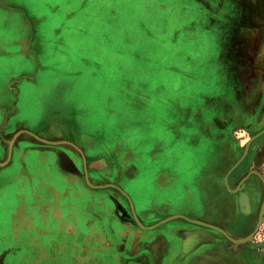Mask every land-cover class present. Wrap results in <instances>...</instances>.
I'll list each match as a JSON object with an SVG mask.
<instances>
[{"label":"rangeland","instance_id":"obj_1","mask_svg":"<svg viewBox=\"0 0 264 264\" xmlns=\"http://www.w3.org/2000/svg\"><path fill=\"white\" fill-rule=\"evenodd\" d=\"M86 1L0 0V46L3 47L0 103L9 100L6 94L13 80L14 88L21 84L18 103L21 111L22 107H35L57 116L65 107V115L68 112L70 118L73 113L76 118V109L91 112L97 104L103 107L111 104L116 114L115 148L91 156L88 152L74 151L80 157H92L90 165L87 161L84 166L83 160V166L79 164V176L90 190L99 189L93 190L98 192L97 196L109 193L116 201L126 203L133 214L130 216L134 218L136 214L144 227L157 228L160 223H167L161 228L172 226L179 233L181 243L187 239L186 246L197 232L210 234L214 242L206 243L212 247L207 245L186 258H178L176 243L156 232H144L135 223L127 225L126 235L117 233L113 227L111 231L89 230L85 223L93 221L85 218L84 226L76 227L79 214L74 204L78 201L69 198L62 200L67 215L63 220L65 231L60 232L65 234L59 240L58 232L51 231L58 222L47 214L46 208H28L26 217L13 219L24 202L31 205L36 200L34 192L26 187V174L22 176L21 163L15 157L10 166L0 167V264H264V19L253 21L257 10L247 0H240L242 9L232 5L226 8L225 5L236 0H204L216 15L205 24L210 33L191 26L192 19L202 18L204 14L195 0H89L90 13L87 7L80 6ZM191 7L194 10L188 11ZM32 35L36 39L29 41L27 49L37 48V42L42 39L40 43L46 45V51L40 45L33 55L23 56L20 47H25L28 41L25 37ZM216 45L221 48L220 57L216 55ZM17 52L20 54L16 55ZM68 64L83 65L84 70L88 67L98 73H102L99 67L104 70L113 66L115 75L107 80L114 84L109 89L101 80L80 79L74 72L76 66ZM64 68H71L70 74L65 75ZM85 87L94 101L77 96L78 89ZM201 95L203 101L194 104ZM149 96L153 101L150 105L144 103ZM210 109L217 110V114L207 115ZM190 112L194 118H188ZM4 114L0 160L9 158L10 144L19 134L18 128L25 126V120L18 119L16 111L8 110ZM78 121L73 128L81 132ZM104 122L96 119L93 129H101ZM11 123L19 126L11 130ZM169 126L179 127L180 143L207 145L215 140L223 143L227 150L221 153L226 154V160L237 159L236 167L226 173L228 168L222 169L219 163L214 166L212 148L206 165L199 159L205 157V150L169 151L166 143L176 135L169 132ZM122 138L131 152L124 149ZM151 139L155 141L150 144ZM156 142H162L157 150ZM64 153L70 157L71 152ZM221 153L217 151L216 155ZM171 155V164L156 168L155 158L161 163ZM41 156V153H29L24 162L28 166L37 164ZM132 161H136L141 174L139 184L131 185L130 191L140 199L141 212L148 215L143 220L135 213L136 203L123 186L124 179L137 174L136 167L130 165ZM187 162L192 166L188 175L183 169ZM203 169L208 170L201 174ZM212 171L217 172L215 180L220 184L216 198L226 191L221 199L223 213L213 208L205 212L200 207L201 196L205 198V206L209 202L210 194L202 189ZM51 180L52 187L65 189L63 176L53 174ZM53 190L36 189L44 195ZM20 194L25 200L18 198ZM241 194L257 197L260 212L255 230L246 237L234 229L240 222L250 223L240 219L241 215L250 216L252 211L251 207L249 211L246 206L241 208ZM99 223L104 227L103 220ZM204 224L220 228L236 240L250 236L252 239L234 244L222 232ZM201 241L197 237L195 246Z\"/></svg>","mask_w":264,"mask_h":264},{"label":"crops","instance_id":"obj_2","mask_svg":"<svg viewBox=\"0 0 264 264\" xmlns=\"http://www.w3.org/2000/svg\"><path fill=\"white\" fill-rule=\"evenodd\" d=\"M89 1V0H87ZM87 1L84 3H81L80 6H85V8L87 7ZM71 4H73V2H69ZM195 3L200 5V9L204 12V14L201 17H197V19H192L191 21V26L196 28H199L201 31L203 32H212L209 31V29H206L205 24L206 23H210L211 20L216 17V15L214 14L213 10L210 8V5L207 1L204 0H195ZM92 5H90L89 7H87L89 13L92 12V10H90L92 7ZM191 9V10H190ZM190 9H188V11H193L194 8L191 7ZM79 11V10H78ZM72 18V16H71ZM218 34H215V37ZM28 41L25 47H20L22 52L21 54L24 55H30L32 53H36V50L40 49L42 45L41 50L43 49V52H45L46 50H44L46 48V45L41 44L42 39L41 37H39L41 39V41L37 42V48L32 49V50H28L27 46L29 45L30 42H33L36 37L35 35H32L31 38H27L25 37ZM22 39V38H21ZM30 41V42H29ZM41 42V43H40ZM49 42V41H47ZM216 43V41H215ZM20 44V42H19ZM222 46V45H221ZM217 49H216V55L218 57H220L221 55V48L216 45ZM31 48V46H30ZM50 49V48H49ZM0 50H3V47L0 46ZM51 50V49H50ZM20 54L19 52H17L16 55ZM33 55V54H32ZM69 65H75L76 69L74 70L75 75L80 77V79L82 77H86L87 80L89 79H94V80H101L102 83L106 82V86L110 89V87L113 86V81H111L112 83H108L109 80H107V78H111L110 75H115V68L113 66H106L103 70V68L99 67V69L102 71V73H98L95 71V69L90 70L88 69V67L84 70L83 65H78V64H68ZM71 68H64V73L66 74H70V72H68ZM73 70V69H72ZM104 71V73H103ZM13 80L10 83V85L8 87H10V90L8 92V94H6V98H8L9 100L7 101V103L5 102H1L0 103V134L3 132L1 130V126L3 125V122L5 120V112H7L8 110L16 111L17 116L19 117L18 119L21 120H25V126H21L18 128V133H23L22 138L21 139H16V141H14L13 144H15L14 148H12V156L9 160L5 159V160H0V163H5L7 162V164L5 166L2 167L6 168L8 166H10L12 163H14V159L16 157L17 159V163H21L20 167H22V176L24 174H26V187H28L29 190H32L34 193L33 195H36V200L34 201L33 204H28V202H24L22 204V206H20L19 208H17L18 210H16L17 215L13 214V219L15 220V218H21L22 217H26V212L28 210V208H33V207H39L41 209L44 210V208H46L47 210V214H49L51 217H54L53 219L55 221H57L58 223L55 224L56 226L51 229V231L56 230L58 233V239L60 240L63 235L65 234H61V229L63 231H65V227L64 225H66V223L63 222V220H65V216L67 215L66 213V206L65 203L62 202V200H66L67 198L69 199H76L78 201V203L74 204V207H76V213L78 212V216L76 215V217H78L79 222L78 224L75 223L76 227H80V225L84 226L82 219L85 218L87 220H92V223H88L86 222V228H88L89 230H102V229H106L105 227H102V225H100L101 223H99V220H103L105 222H109V225H115L116 228L115 230H118L117 233H124V235H126L125 233L128 231L126 230V227H128L127 225H132L134 224L133 222L126 220V219H122L118 214H117V204L116 201L114 199H112V197H110L109 193H106L105 195L102 196H97L95 192L96 190L99 189H93L90 190L88 185L86 184V182L82 179L81 176H79L78 174L75 173H70L67 172L65 170H63L60 167L59 164V152H71L70 154V159L74 162V164L76 165V167H79V164L82 163L83 160V165L86 166V162L88 161V165H90L89 160L92 159L91 156L94 152H98V151H112L115 148V143H114V138L113 136L116 133V130L114 128V121L116 118V114L114 113V111L112 110V105L110 104L108 107H103L102 105H96V107L90 112H82V111H78V109H76L74 111V114L76 116V118L73 115V113L71 114L70 118L67 117L68 112L65 113L63 112L65 110V107H62L60 109V111L57 112V116L56 115H52V112L49 113H45L40 109H37L35 107H22V111L21 108L18 107V103L21 100V89H19V86L21 85H17L16 88H14L13 85ZM35 82H31L32 85H34ZM35 86V85H34ZM87 89L81 88L78 89L79 96H84L86 98H90V97H94L93 95H91L89 88L85 87ZM34 90V88H33ZM112 90V89H111ZM203 95L200 96V98L197 99V101L194 102L195 103H201L203 101L202 98ZM3 96L0 95V99ZM76 98V97H75ZM98 98V97H97ZM92 99V98H90ZM38 96L36 95V101H38ZM45 100V99H43ZM93 100V99H92ZM94 101V100H93ZM153 101L151 100V96L146 97V100L144 101L145 104L148 103V105H150ZM44 103V101H43ZM42 103V104H43ZM99 103V102H97ZM7 104V105H6ZM6 106H8L6 108ZM77 107V106H76ZM9 108V109H8ZM7 110V111H6ZM217 110L215 109H210L207 115H213L215 114ZM21 112V113H20ZM78 112H80V117H78ZM153 112V110H152ZM37 114H41L37 119H33V117H37ZM85 114V115H84ZM202 114V113H201ZM188 118H194L191 117V112L188 114ZM69 116V114H68ZM204 116V114H202V117ZM101 118V120H105L103 126L101 127V129L98 130H94L93 129V125L96 119ZM78 119H80L81 121V125L80 127L83 129V131L78 132L76 131V129L73 128V125L76 123H78ZM28 120H33L30 121V123H28ZM57 120V122H56ZM73 120V122H72ZM76 120V121H75ZM21 123H23V121H21ZM33 123V124H32ZM54 124H57L58 126H55ZM74 125V126H75ZM19 126V123L12 124L10 126V129L13 130L16 127ZM17 130V129H16ZM20 131V132H19ZM171 131V133L175 132L176 135L173 137L172 140H170V142L166 143L168 146L166 147L169 151H174L175 149L180 150V151H184L185 149L193 150L196 149V151H204L207 150L210 146H206V145H198V144H192L190 142H179V137H180V129L179 127H173V126H169V132ZM44 139L46 141L49 142H53V143H57V145H49L46 143H43L41 141H39L37 138H35L33 135ZM141 135H144L143 132L140 133ZM14 135V134H13ZM129 141H131V139L129 138ZM151 142H149L150 144L152 142H154V139L150 140ZM147 143V142H146ZM162 143V142H160ZM160 143L155 144V149H159L157 147V145H159ZM122 144L124 146L125 150H128L131 152V150L129 148L126 147L127 145V141L124 140L122 138ZM181 146V147H180ZM223 148H212V153L216 152V151H221ZM2 144L0 143V156L2 155ZM84 151L83 153L85 154V152L89 153V156H87V159L84 157V155H78L77 153H75L74 151ZM146 150V149H145ZM224 151H226L227 149H223ZM222 150V151H223ZM32 152H36V153H41L43 156H41L40 158L42 160H38L39 162L37 164H32L30 166H28L26 164V162H24L25 160V156H27L29 153ZM82 153V154H83ZM49 154L52 155L53 158H50ZM88 155V154H87ZM131 156V155H130ZM173 155H171L170 157L168 156V158H166L165 160H163L161 163L156 160L155 158V166L156 168L158 166L162 167V166H167L169 164H171L170 161H172L169 158H172ZM48 158H50L48 160ZM148 159V158H147ZM200 160H202L205 165H206V159L203 158H199ZM182 160V159H181ZM188 160V159H187ZM93 161V160H92ZM107 161V159H106ZM193 160H191L192 162ZM236 159H228L225 160V162H221L219 163V166H221L222 169H229L230 167H235L236 166ZM46 162V163H45ZM141 162V161H138ZM202 162V163H203ZM48 163V164H47ZM61 163L64 166H68L67 161L64 159V157H62L61 159ZM190 162H187V166L185 168H183L186 172L185 174L188 175L189 172V168H191L192 166H190L189 164ZM218 164V163H217ZM48 165V166H47ZM81 164V166H83ZM130 165H133L134 167H136V175H133V177H130L128 179H124V183L123 186L125 188V192L129 195V198L132 199L134 198L135 201L137 202L136 204L138 205L136 208L137 209V214H139V212H141L142 209V204L139 203V198L136 197V195L134 193L131 194L130 192V187L131 185H137L139 184L138 181V177L141 174L140 168L137 165L136 161H132L130 162ZM204 165V166H205ZM216 165V164H215ZM80 166V167H81ZM183 167V165H182ZM1 169V168H0ZM35 170L34 172H31V170ZM227 169V170H228ZM206 170L208 169H203L200 173L203 174L204 172H206ZM31 172V174L29 173ZM215 172L216 171H212L210 175V173H208L209 175V179L208 182L206 183V186L202 189L203 191H206L210 194V199L208 204L205 206V198L201 196V200H200V207L205 209V212H211L210 208H213V210L215 209L218 212H225V208L222 207L221 203H224V201H221V199L223 198L224 195H226L225 192L224 195L220 194L219 197H217L219 199V201H217L216 199V190L219 189L220 184H218L215 180ZM58 174L59 176H63L64 180L62 181L64 184L65 189L63 191L58 190L54 187H52L50 180H51V176H53V174L56 176V174ZM217 173V172H216ZM53 180V179H52ZM51 180V181H52ZM83 186H86L83 187ZM42 188V187H47V188H53V191L47 192V195H44L41 191H36V189L38 188ZM88 187V188H87ZM127 188V190H126ZM86 189V190H85ZM128 191V192H127ZM46 194V193H45ZM18 198L25 200V196L23 194L18 195ZM216 198V199H215ZM119 204L124 208V206L119 202ZM126 210V209H125ZM172 210L175 212V207H172ZM230 211H232L231 209H229V213ZM127 212V211H126ZM15 213V211H14ZM128 213V212H127ZM227 213V214H229ZM40 214V213H39ZM233 214V213H232ZM231 214V215H232ZM29 217V216H27ZM238 217V215H237ZM19 218V219H20ZM32 219H34V217H31ZM33 223V222H32ZM63 224V226H61ZM164 224L167 223H160L157 228H153V229H142L144 230V232L147 233H152V232H156L157 234H159V232L161 233V235H163L165 237V239H171L173 241L176 240V245L178 246V253H176L177 257H183L186 258L190 255H192L193 253L197 252L198 250H200V248L203 247H207V245H211L212 244H206V242H202L197 244L195 247V241L187 244L188 246H186L185 242L181 243L180 239H176V237H173L171 234L174 231L172 226L167 227V228H161ZM34 225V223H33ZM78 225V226H77ZM250 223L247 222H240V225L238 227H234V229L240 233V235L243 236H247L248 229L250 227ZM74 226V225H73ZM63 227V228H61ZM67 227V226H66ZM32 228H35V226H33ZM244 229L246 231H244ZM122 235V236H124ZM121 237V236H120ZM179 240V241H178ZM97 241V240H95ZM169 241V240H168Z\"/></svg>","mask_w":264,"mask_h":264},{"label":"flooded vegetation","instance_id":"obj_3","mask_svg":"<svg viewBox=\"0 0 264 264\" xmlns=\"http://www.w3.org/2000/svg\"><path fill=\"white\" fill-rule=\"evenodd\" d=\"M248 1V3H249V5L250 6H252V7H254L255 8V10H257V11H255L254 12V14H253V21H258L259 19H264V0H247ZM234 3H232V1L228 4V5H225L226 6V8L227 7H229V6H233L234 8H241L242 9V6H240L241 5V3H243V1H241V3H240V0H236V1H233ZM243 11H244V9L242 10V11H240V13H243ZM257 14H260V15H258L257 16ZM252 23V22H251ZM261 23H263V22H261ZM215 114H217V112L215 113ZM215 116V115H214ZM206 146H210L207 150H205L206 152H207V154L205 155V159L208 157V156H211L212 154H211V152H208L209 150H210V148H223V149H226L227 147L223 144V143H221V142H217L216 140H215V142H213V143H210V144H207ZM222 149V150H223ZM222 150L221 151H219L220 153L222 152ZM224 151V150H223ZM217 152V151H216ZM216 152H213V155L215 156V164H217V163H221V162H225V160H226V158H225V153H221V154H218V155H216ZM218 156V157H217ZM237 160V159H236ZM237 162V161H236ZM214 166H216V165H214ZM213 166V167H214ZM242 166V165H241ZM240 166V167H241ZM229 169H231V167L229 168ZM229 169L226 171V173L229 171ZM225 173V174H226ZM236 173V172H235ZM223 176H225V175H223ZM235 174L234 175H232V177L230 178V182H231V185H233V183H234V180H235ZM224 179V178H223ZM126 190H127V188H126ZM128 192V191H127ZM131 192V191H130ZM226 192V191H225ZM131 194H132V192H131ZM110 197H112V199H114V200H116L115 199V197L114 196H111L110 195ZM249 199H250V207H251V215L250 216H248V217H244V216H242L241 215V220H247V221H250V227H249V229H248V231H246V232H248V234L247 235H249L250 233H252L254 230H255V228H256V225H257V222H258V219H259V216H260V212H259V210H257V206H258V198L257 197H253L252 195H250L249 196ZM133 202H135V203H137L136 201H134L135 199L134 198H132L131 199ZM123 206H124V208L126 209V211L128 212V214L129 215H133L132 214V211H131V209L128 207V205L126 204V203H121ZM135 206L137 207L138 205L137 204H135ZM136 212H137V209H136ZM228 213V212H227ZM138 216L143 220V219H145L146 218V216H148L147 214L145 215V214H143V212H139V214H138ZM147 220V219H146ZM238 220H239V218H238ZM106 226V227H105ZM104 227L106 228V230L107 231H111L112 230V227L113 228H116V226L115 225H112V226H110L109 225V222L107 223V222H105L104 221ZM173 234V233H172ZM171 234V235H172ZM157 235H160V236H162V237H164L163 235H161V233L159 232V234H157ZM177 235H179V233H177L176 232V230H174V235H172L173 237H176V239L178 238V236ZM179 239V238H178ZM187 240V239H186ZM186 240H184V242L186 241ZM169 241H171V242H173V243H175V241H173V240H171V239H169ZM218 242V241H217Z\"/></svg>","mask_w":264,"mask_h":264},{"label":"water","instance_id":"obj_4","mask_svg":"<svg viewBox=\"0 0 264 264\" xmlns=\"http://www.w3.org/2000/svg\"><path fill=\"white\" fill-rule=\"evenodd\" d=\"M21 133V132H20ZM19 133V134H20ZM19 134H17L15 137H14V139H13V141L11 142V144H10V152H9V160H10V158H11V156H12V146H13V143H14V141L16 140V138H17V136L19 135ZM33 135V134H32ZM35 138H37L39 141H41V142H43V143H46V144H49V145H57V143H53V142H49V141H46V140H44V139H41V138H39V137H37V136H35V135H33ZM62 157H65L66 158V160H68V163H70V165L71 166H73V168H75V170H71V169H69L68 167H66V166H64L62 163H61V159H62ZM7 164V162H5V163H0V167H2V166H5ZM59 164H60V167L63 169V170H65V171H67V172H70V173H75V174H78L79 173V170H78V168L76 167V165L74 164V162L70 159V157L67 155V154H65L64 152H59ZM236 167V166H235ZM77 169V170H76ZM85 178H86V181H87V183L90 185V181H89V178H88V174H87V171H86V173H85ZM92 186V185H91ZM247 198V200H248V202H249V198H248V196L247 195H245V194H241V196H240V200H239V202H240V206H241V208H243L244 207V204H243V198ZM116 201V200H115ZM116 204H117V209L119 208V206H121V205H119V202L118 201H116ZM249 204H250V202H249ZM121 208L123 209V207L121 206ZM124 210V212L126 213V215L128 216V220L129 221H131V222H133V223H135V224H137V225H139L140 227H142L143 229H153L154 227H144L141 223H140V221L138 220V218L136 217V214H134V218H132L127 212H126V210L125 209H123ZM247 212V211H246ZM118 214V213H117ZM134 219V220H133ZM166 222V221H165ZM194 222H196V221H194ZM205 226H208L209 228H213V229H215V230H218V231H220V232H222L224 235H225V237L228 239V240H230L232 243H234V244H243V243H246V242H248V241H250L251 239H252V236H250V237H248V238H246V239H241V240H236V239H233V238H231V237H229L225 232H223L220 228H217V227H215V226H211V225H208V224H204ZM193 236H196V237H198V238H201V239H204L203 241H201L200 243H202V242H206V243H209V242H214V238L210 235V234H208V233H206V232H197V233H195ZM210 237V238H208V237ZM210 239H211V241H210Z\"/></svg>","mask_w":264,"mask_h":264},{"label":"bare ground","instance_id":"obj_5","mask_svg":"<svg viewBox=\"0 0 264 264\" xmlns=\"http://www.w3.org/2000/svg\"><path fill=\"white\" fill-rule=\"evenodd\" d=\"M64 159L66 160V158L64 157ZM67 161V163H68V160H66ZM66 167H68L69 169H71V170H75V168H73V166H71L70 165V163H68V166L66 165ZM77 170V169H76ZM243 204H244V206H246V208H247V211H249L250 210V204H249V202H248V200H247V198H243ZM117 213L119 214V216L122 218V219H126V220H128L129 218H128V216L126 215V213L124 212V210L121 208V206H119V208L117 209ZM134 220V219H133ZM209 238V237H208ZM204 240V239H203ZM193 241H195V244H196V242H197V237L196 236H192L188 241H187V244H189V243H191V242H193ZM210 241H211V239H210ZM194 243V242H193ZM195 246V245H194Z\"/></svg>","mask_w":264,"mask_h":264}]
</instances>
